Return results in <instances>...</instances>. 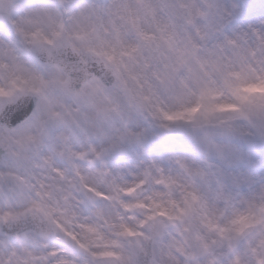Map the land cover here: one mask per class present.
I'll return each instance as SVG.
<instances>
[{
  "label": "clouds",
  "instance_id": "clouds-1",
  "mask_svg": "<svg viewBox=\"0 0 264 264\" xmlns=\"http://www.w3.org/2000/svg\"><path fill=\"white\" fill-rule=\"evenodd\" d=\"M0 264H264V0H0Z\"/></svg>",
  "mask_w": 264,
  "mask_h": 264
}]
</instances>
